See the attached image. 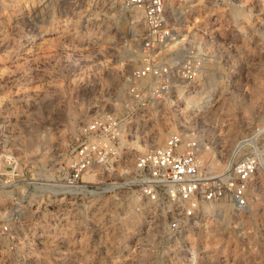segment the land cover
I'll use <instances>...</instances> for the list:
<instances>
[{
	"label": "rangeland",
	"instance_id": "rangeland-1",
	"mask_svg": "<svg viewBox=\"0 0 264 264\" xmlns=\"http://www.w3.org/2000/svg\"><path fill=\"white\" fill-rule=\"evenodd\" d=\"M133 15L122 12L120 0H0L2 138L26 179L56 178L67 171V144L78 122L119 106L128 75L138 64ZM178 30L216 34L223 40L222 53L216 65L200 72L191 100L177 103L173 120L165 128L162 122L154 124L157 143L164 129L183 124L181 116L200 114L195 126L214 163L222 166L238 140L257 132L264 136V0H206L191 8L190 20ZM173 47L181 51L184 44ZM209 76L212 85L206 84ZM38 204L39 198L24 215L28 228L16 230L25 244L1 251L0 264H76L72 209L64 207L58 227L50 226L54 216L49 219L43 231L51 236L48 242L40 237ZM113 206L112 199L95 198L94 257L88 263L90 254L81 252L80 264H264L262 175L250 186L245 212L234 215L228 208L222 214L210 208L212 217L192 234L156 236L130 216L107 213Z\"/></svg>",
	"mask_w": 264,
	"mask_h": 264
},
{
	"label": "built area",
	"instance_id": "built-area-1",
	"mask_svg": "<svg viewBox=\"0 0 264 264\" xmlns=\"http://www.w3.org/2000/svg\"><path fill=\"white\" fill-rule=\"evenodd\" d=\"M205 2L120 0L122 12L137 16L138 64L128 75L118 107L97 110L78 122L67 144L71 155L67 171L56 178L31 180L22 175L17 155L2 138L4 100L0 98V246L4 247L0 253L25 244L17 240L16 230L28 228L24 215L37 198L43 220L40 237L48 242L51 236L43 231L49 219L54 216L50 226L58 227L64 207L72 209L70 240L76 264L81 252L90 254L88 263L93 261L95 198L103 203L112 199L114 208L107 213L123 219L130 216L138 226L166 237L197 232L213 215L210 209L203 210L207 204L225 203L234 215L246 211L252 182L257 175L264 176V136L257 132L238 140L215 170L201 158L206 142L195 126L200 114L181 116L183 124L164 129L160 143L154 128L157 122L165 128L177 103L191 100L200 72L222 53L223 40L216 34L178 30L190 20L191 8ZM199 16L191 21L197 22ZM226 41L233 48L230 39ZM177 44H184L181 51L173 47ZM193 108L192 104L189 110ZM32 198L36 200L30 202Z\"/></svg>",
	"mask_w": 264,
	"mask_h": 264
},
{
	"label": "bare ground",
	"instance_id": "bare-ground-1",
	"mask_svg": "<svg viewBox=\"0 0 264 264\" xmlns=\"http://www.w3.org/2000/svg\"><path fill=\"white\" fill-rule=\"evenodd\" d=\"M132 17H133V19H137V16L136 15H133ZM208 78H209V81L206 84L207 85H212L214 83L213 78H211L210 76ZM207 148L208 147L204 148L202 150V152H201V158H202V160L209 155V158H208L209 159V162H208L209 166H211L215 170L216 169L217 170L220 169L222 166L214 163V160L210 157V154L211 153L207 150ZM210 208H215L219 212H221L222 214H224L227 211V209H228V205L225 204V203H213V204H210V205L207 204V205L203 206V210L204 211H208Z\"/></svg>",
	"mask_w": 264,
	"mask_h": 264
}]
</instances>
